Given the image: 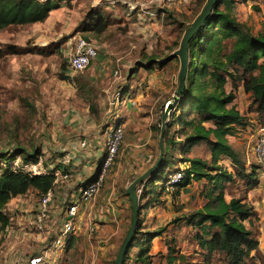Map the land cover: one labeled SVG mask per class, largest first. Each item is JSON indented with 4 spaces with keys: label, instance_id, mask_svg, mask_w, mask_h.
<instances>
[{
    "label": "rangeland",
    "instance_id": "1",
    "mask_svg": "<svg viewBox=\"0 0 264 264\" xmlns=\"http://www.w3.org/2000/svg\"><path fill=\"white\" fill-rule=\"evenodd\" d=\"M207 1L192 0L189 4H176L170 9L167 5L160 4L161 8L152 10L153 16L143 12L128 14L123 10L118 13L104 8L98 9L93 15H81L77 9L75 13L72 2L66 5V9L52 12L40 25L12 27L0 33V50L4 52L0 57V166L9 160L8 155L16 154L14 166H21L23 157L35 156L36 162L22 165L27 166V171L30 170L36 175L60 167L56 171L58 176L53 194L54 207L57 208L55 216L59 218L56 232L58 234L54 235L52 241L37 240L38 233L34 236L32 247L36 251L35 254L42 253V261L39 264H112L116 260L130 228V210L124 231L116 240L106 261L96 255V249H90L94 255L89 257V249H85L81 241L69 246L65 242L58 248L53 247V242L60 234L59 226L65 218L66 209L77 187L91 177L97 169L98 161H102L100 158L106 151L104 133L108 127H120L122 138L114 158L105 169L100 192L119 169L125 171L134 167L128 154L138 148L134 144L135 137H142L141 142L151 137L153 159L158 158L160 132L152 133L151 129H160L159 120L163 110H168V102L173 104L172 98L177 90L180 71V62L175 54L180 48L186 28ZM233 3L231 16L237 22L253 35L264 31V0H233ZM93 16H96V19ZM79 39L93 44L97 49L98 58L83 72H73L69 59ZM12 47H16L18 52L8 53ZM101 71L103 72L100 73ZM227 89L230 90L229 85ZM235 104L239 113L246 117L248 126L237 130L227 139L242 156L245 162L244 173L249 174L257 165L253 150L258 138V129L264 121L248 111L247 96L241 93L237 96L236 93ZM128 106L130 112L127 110ZM177 116L178 112H175L173 107L168 119L173 125L169 129V136H174L178 143L180 125L174 124ZM126 120H129V125L125 124ZM84 143L86 146L82 148L80 145ZM170 155V174L164 175V182L169 175L185 167L182 156L176 150ZM189 157L207 163L210 161V154L204 144L196 146ZM219 166L236 175V169L229 159H222ZM103 167L99 165V173ZM61 175H68V179H60ZM163 178L158 176L156 184L162 186ZM195 184L198 185L199 192L202 186L209 185L206 179L193 183ZM262 184L264 182L258 180V184L248 189L242 180L236 177L225 185V199L246 197ZM179 189L180 187L174 188L172 191L176 193ZM159 193L158 203L165 201V194ZM198 193L187 196L189 209H185L187 201L183 195L178 199L167 198L165 208L158 203L148 208V202L144 199L139 202L142 209L140 217L147 227L146 231L163 227L167 231L164 238L152 241L154 248L151 250V264H167L168 255H173L175 259L172 264L205 263L206 252L194 240L198 232L195 233L194 227L191 229L182 219L187 214L201 210L200 207L206 199L202 200ZM259 194V200H263L264 188ZM21 199L23 202H18L17 206H25L28 202V206L33 208L27 214L35 215L39 202L36 194L29 193ZM111 202H117L115 197ZM145 207L147 210H144ZM9 209L7 208V214L11 215L12 212L8 213ZM48 210L47 207L45 220ZM83 210L78 212L79 216ZM77 219L78 215L76 224ZM15 222L13 218L12 225L0 234V239L4 240L2 245L4 243L7 247L12 246L7 242L8 237L3 238V235L18 230ZM24 230L26 229L23 228ZM79 230L80 228L77 233ZM257 234L259 236V233ZM95 236L96 233L90 238L95 239ZM109 245L111 244L108 243L106 247ZM168 248L172 249L170 253ZM7 249L0 248V264H16L18 256H15L14 250ZM137 254L138 249H130L131 261ZM261 255L264 257L262 253ZM214 256L215 254L212 264H224ZM250 263L251 261H248V264ZM255 263L263 262L256 257Z\"/></svg>",
    "mask_w": 264,
    "mask_h": 264
},
{
    "label": "trees",
    "instance_id": "2",
    "mask_svg": "<svg viewBox=\"0 0 264 264\" xmlns=\"http://www.w3.org/2000/svg\"><path fill=\"white\" fill-rule=\"evenodd\" d=\"M233 4V0H219L204 25L188 43L184 89L178 101L174 103L175 112H178L174 124L180 125L181 141L177 143L174 136H169V129L173 125L168 122L164 144L172 147L174 151H179L182 162L190 164L184 171V180L177 188L186 187L190 180L206 179L211 185L206 193L207 202L203 210L194 214L199 218L196 224L199 232L194 236V240L206 252L204 264H212L214 254V257L217 256L224 264H248V261H251L250 264H256V257L264 264L257 235L249 231L244 224L246 221L251 222L255 217L254 208L244 203V196L226 201L224 193L225 185L236 177L241 179L248 189L258 184V166L253 167L249 174L244 173L245 162L227 139L237 130L248 126L246 117L239 113L234 104L239 86H242L247 95L248 111L264 121V31L253 35L237 22L231 16ZM57 8L59 3L55 0H0V33L12 27L24 28L43 23L50 12ZM17 50L12 47L7 51L15 54ZM3 54L0 50V57ZM198 144L207 147L210 163L186 157ZM15 158L16 154L8 155L9 160L0 166V234L10 224L5 215L7 204L29 192H35L39 198L51 193L55 186L56 171L60 169L53 168L35 175L22 167L36 162L34 155L23 157L21 166L13 165ZM105 158L106 155L102 158L101 165ZM222 159L232 162L236 175L219 166L218 163ZM171 160L170 153L167 154L164 149L159 167L141 184L140 200L146 194L147 187L154 184L158 176L163 178L164 175L170 174ZM163 182L162 188H166V181ZM130 212L131 221V205ZM165 230L166 228L144 230L138 214L135 231L124 253L122 264H151L152 241L160 237ZM131 248L138 249V254L132 261L129 256ZM171 258L168 259L169 263L172 262Z\"/></svg>",
    "mask_w": 264,
    "mask_h": 264
},
{
    "label": "crops",
    "instance_id": "3",
    "mask_svg": "<svg viewBox=\"0 0 264 264\" xmlns=\"http://www.w3.org/2000/svg\"><path fill=\"white\" fill-rule=\"evenodd\" d=\"M55 1H57L59 3V8L51 11L50 14L52 12H57V11L66 9V5H68L72 2L75 6V13H77L76 12V9H77L79 14H81V15L87 14L88 16L93 15V13H96L98 9L99 10L106 9V10H111L114 12L117 11L118 13H122V10H123V12L128 13V14H132L133 12L136 14L139 12H143L144 14H149L150 16H153L152 10H156V9L161 8L159 6L160 4L158 3V0H72V1L71 0H55ZM171 6H173V5H167V7L169 9L172 8ZM101 8H104V9H101ZM93 17H94V19H96L95 18L96 16H93ZM40 24H42V23L30 25V26H37ZM82 28H84V27L82 26ZM97 69H98V71L100 70L99 68H97ZM102 72L103 71H101L100 73H102ZM114 73L115 72H113L112 74H114ZM178 78H179V74H178ZM177 88H178V86H177ZM240 93L243 96H247L243 92L242 86L238 87L237 96ZM127 96H128V94H127ZM235 101H236V99H235ZM234 104H235V102H234ZM235 106H236V104H235ZM127 108H129L127 110H128V112H130V106H128ZM236 109H237V107H236ZM129 115H130V113H129ZM128 121L129 120H126L125 124L129 125L130 123L128 124L127 123ZM159 122H161V120H159ZM205 126L210 127L209 124H205ZM114 127H115V125H111L110 127L107 128V130H105V133H104L105 134V144H106L108 133ZM151 131H152V133L158 132L155 127H153V129H151ZM150 134H151V132H150ZM258 134H259V132H258ZM135 139H136V142L134 144L138 148L134 149L131 154L130 153L128 154L129 155L128 158L132 159V161L130 163L134 167H132L130 170L128 169L125 171H122V169L121 170L119 169V171H117L115 173V177L114 176L110 177V179L106 182L103 190L95 197V199L93 201H91L90 203H86V204H80V206H79L80 210L84 209L81 212L80 216L78 213L77 226H78V228H80V230L75 235V237L68 238L66 243L68 242L67 244L69 246L71 243H72V245H74V244H76V242L81 241L83 247L85 249H86V247H87V249H89L88 250L89 252H87L89 257L94 255L93 253L91 254L90 249H96L95 250V251H97L96 255H100L101 259L103 257L102 260H104V261L107 260V256L110 255V252L113 250L114 245L117 242L116 240H118V238L121 236V234L123 233L124 228L126 226L127 214H128V210H130V205H131L130 199H129L128 195L126 194V189L129 187V185L136 178H138L140 175H142L150 167V165L151 164L153 165L155 163V161L157 160V158H156V160L153 159L154 158L153 148H152L153 141H152L151 137L144 140L143 141L144 144H143V142H141L142 137H140V136L138 138L135 137ZM180 141H181V139L179 138L178 142H180ZM198 145H196V146H198ZM80 146L83 148L86 146V143L81 144ZM143 147H144V149H143ZM105 148H106V145H105ZM194 148L186 156L188 159H197V158L189 157L190 154L192 153V151L194 150ZM164 149H165V152L167 154L173 153L172 147L166 146L165 144H164ZM177 152L180 154L179 151H177ZM104 155H106V151H105V153L102 154V157L100 158V160H102ZM100 163H101V161H98V163L96 165L97 169L93 172L91 177L88 178L85 181V183H83L82 185L77 187L75 193L72 196V200L70 201V204L73 203V201L76 202L77 199L79 198V196L81 194V190L84 188V186L89 184L90 182H92L94 179H96L97 176L100 174L98 171ZM208 163H210V161ZM189 165H190L189 162H183V166H185V167L182 170H187L189 168ZM167 173H168V170H167ZM55 175L57 178V176H58L57 172ZM60 179L64 180V175H61ZM56 182H57V179H56L55 183ZM195 182H200V181L192 180V182H190L186 187L180 188L179 190H176V193H173L172 190H167V189L162 188V186L157 185L155 182L154 184H151L149 187H147L146 194L144 195V197L141 200H139V202L144 199V200H146V202H148V205H147L148 208L151 206H156L155 204L158 203L157 198L160 194L159 192H161V195L165 194L164 195L165 201H161L158 204H160L161 206H164V208H165V206L167 205V198L171 197L172 199H178V197L180 195H183V197L187 201L185 209H189V204H188L189 203V201H188L189 197H187V196L189 194L194 195L195 193L199 192V189L197 187L198 185H196V184L193 185V183H195ZM209 187H210L209 185L208 186L207 185L202 186L201 192L198 193V195L199 194L201 195L202 200L206 199L205 197H206L207 191L209 190ZM54 188H55V186H54ZM54 188L51 192V197H50V198H52V200L50 199L51 201L49 202V206H48V208H49L48 217L46 220L44 219L43 222L41 223V229L40 230H38V228H37L38 225L36 222V218H37V214H38V210H39L38 205H36V209H35L36 214L35 215H28L27 214V212L32 210V208H33V206H32V208H31V206H28V202H26L25 206H23V205L17 206L18 202H23V200L21 199L22 197H26L29 193L31 194V193H35V192H29L28 194H26L24 196L14 198L7 204L6 209H5V215L10 220L9 225H12V220H13V218H15V220H16L15 225H16V228L18 227V230L14 231V232H10L8 235H7L8 232L6 233V235H3V238H5L6 236L8 237L7 242L9 244L11 243L12 246L7 247V245H4V243L2 245V242L4 240L0 239V242H1L0 248L6 249V250H8L7 248H9L11 250H14L15 256L16 255L18 256V259L16 260V264H28L33 259L42 258V256H41L42 253H41V255H39L37 253L35 254L36 251L32 247V242L34 241V236L37 233H38L37 240H40V239H44V241L54 240V235L56 234V232L58 230V221H59V218H57L55 216V214L57 212V208L54 207V197H53ZM263 188H264V184L258 185L256 188L253 189V192L248 193L247 196L245 197L244 203L252 206L254 208L256 215H255V217L252 218L251 222L246 221L244 224H245L247 229L252 231V233H254L256 235H258L257 233H259V236H257L258 242H259V244H258L259 245V251L264 255V199L259 200V196H260L259 192ZM158 190H160V191H158ZM164 190H165V192H164ZM256 193L258 195H256ZM29 197H31V196H29ZM114 197H115V200L117 201L116 203L111 202L114 199ZM161 198H162V196H161ZM230 199L231 198H229L227 200V198H226V201H229ZM204 202L206 203L207 199ZM204 204L202 203V205L200 207V209H201L200 211L203 210ZM18 207H20V208H18ZM139 207H140V212H141L142 209H141L140 203H139ZM147 207H145L144 210H147ZM7 208H10L8 213L12 212L11 215L7 214ZM80 210H79V212H80ZM49 211H50V216H49ZM23 212H25V213H23ZM194 214H190V215L187 214L182 219L184 220V222L188 226L191 227V229L194 227V232L197 233V232H199L198 231L199 229H198V226L196 224L198 223L199 218L195 217ZM18 215H19V217H18ZM12 216H14V217H12ZM139 220L141 222L143 229L146 230L147 227H146L145 223L143 224V222H142L143 218L141 219L140 213H139ZM21 221H22V223H21ZM60 225L62 226V223ZM61 226H59V228H60L59 232L61 230ZM23 228H25L26 230L23 231ZM156 230H158V229H156ZM93 232L96 233V235H97L94 237L95 239L90 238L94 234ZM166 232L167 231L165 230V232L160 237H157L155 239L161 240L162 238H164V236H165L164 234H166ZM192 234H193V232H192ZM23 237H25V238H23ZM0 238H2V237H0ZM24 241H26V242H24ZM108 243H110L111 245L106 247V245ZM22 244H24V245H22ZM68 246H67V248H68ZM67 248H66V250H67ZM153 248L154 247L152 244V249ZM102 249H105V250H102ZM66 250L64 252H66ZM170 250H172V249L168 248V252ZM99 251H100V253H99ZM152 257H153V255H152ZM169 257H172L171 263L168 262ZM94 260H95V258H94ZM174 260L175 259H173V255L167 256V264H172ZM92 263H94V262H92Z\"/></svg>",
    "mask_w": 264,
    "mask_h": 264
},
{
    "label": "built area",
    "instance_id": "4",
    "mask_svg": "<svg viewBox=\"0 0 264 264\" xmlns=\"http://www.w3.org/2000/svg\"><path fill=\"white\" fill-rule=\"evenodd\" d=\"M192 0H158L159 4L162 5H185L191 3ZM98 52L95 46L85 39H79L76 43L73 54L69 59V66L71 71L73 72H83L86 70L93 61L97 60ZM122 138V129L120 127H114L110 130L107 135L106 140V158L103 163V170L89 184L85 185L81 190V194L76 202L71 203L65 213V218L62 221V226L60 230L59 236L53 242V247L58 248L60 244H63L73 235H76L78 231V226L76 224V217L79 212L80 204L90 203L95 199V197L100 192L104 181L105 169L108 167L114 155L117 151L118 144ZM255 155L257 166H258V174L257 178L260 182H264V126L260 127L259 134L257 138V142L255 148L253 150ZM24 170H27V166H23ZM30 171V170H28ZM185 170L175 171V173L169 175L166 180V189L172 190L176 188L185 178ZM31 172V171H30ZM32 174H35L32 172ZM40 174V173H39ZM38 174V175H39ZM36 175V174H35ZM68 179V175H64V180ZM137 194H141L140 188L137 191ZM51 193H48L46 196L39 198L38 202V214L36 218V222L38 225V230L41 229V223L46 217L47 207L50 202ZM139 197V196H138ZM42 258L33 259L30 261V264H39L41 263Z\"/></svg>",
    "mask_w": 264,
    "mask_h": 264
},
{
    "label": "water",
    "instance_id": "5",
    "mask_svg": "<svg viewBox=\"0 0 264 264\" xmlns=\"http://www.w3.org/2000/svg\"><path fill=\"white\" fill-rule=\"evenodd\" d=\"M219 0H208L205 4V6L202 8L200 14L194 19V21L187 27L185 30V33L183 35L180 48L176 52L175 56L178 57L180 62V72H179V78H178V88L176 92L174 93V96L172 98L173 104L178 101L180 98L185 84V76H186V70L188 65V43L190 39L201 29V27L204 25L206 19L209 17V15L212 13L213 8L217 5ZM167 109H164L161 115V125H160V134H159V140H158V149H159V155L155 163L142 175H140L138 178H136L126 189V194L128 195L131 206H132V216H131V224L129 231L124 238L119 253L117 255V258L114 262V264H122V259L124 256L125 251L128 249L130 241L133 237L135 227L137 224L138 219V205H139V197L137 196V191L141 187V184L159 167L163 156H164V135L165 130L168 124L169 114L170 110L174 107V105L170 102H168Z\"/></svg>",
    "mask_w": 264,
    "mask_h": 264
}]
</instances>
